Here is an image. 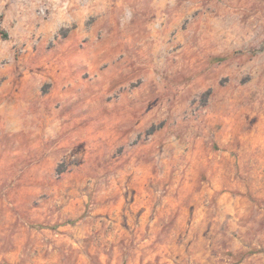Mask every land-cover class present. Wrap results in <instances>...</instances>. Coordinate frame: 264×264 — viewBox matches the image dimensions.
<instances>
[{
  "label": "rangeland",
  "instance_id": "obj_1",
  "mask_svg": "<svg viewBox=\"0 0 264 264\" xmlns=\"http://www.w3.org/2000/svg\"><path fill=\"white\" fill-rule=\"evenodd\" d=\"M0 264H264V0H0Z\"/></svg>",
  "mask_w": 264,
  "mask_h": 264
}]
</instances>
